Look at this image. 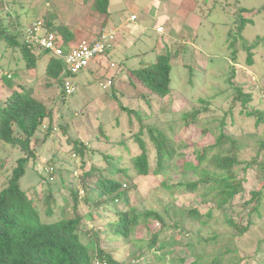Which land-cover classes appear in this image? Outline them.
<instances>
[{
	"label": "trees",
	"instance_id": "1",
	"mask_svg": "<svg viewBox=\"0 0 264 264\" xmlns=\"http://www.w3.org/2000/svg\"><path fill=\"white\" fill-rule=\"evenodd\" d=\"M95 9V12L102 16L101 28L103 29L110 17L109 0H96ZM238 12H240L241 19L237 22L239 24L237 30L241 34L246 25L252 21L242 17L244 12H248L246 8ZM5 19H8V22L0 37L6 43L7 49L21 51L25 62L22 70L29 73L34 72V84L42 76L46 77V80H52L53 85L57 89L60 88V100L65 103L69 97L65 92V80L75 75L67 72L63 60L54 56L50 57L44 73L37 75L38 58L43 50L21 42L17 34L10 31L13 28L10 26H14L12 18L3 15L0 24L4 25ZM43 23L49 32L63 39V50L68 53L76 38L75 33L63 23L58 22L55 15L50 12L44 15ZM102 31L97 39L100 38ZM184 39L185 35L182 32L178 45L171 50L163 47V52L157 54L155 61L143 62L141 68L131 70L141 88L136 84L139 89L135 88L136 90L134 89V92L127 96L128 98L133 99L132 95L136 94L137 101L150 105L152 100L155 101L154 98L158 100L155 101L156 103H161L171 95L172 59L188 53L191 49L187 42H183ZM260 44L264 45V39H259L246 48L249 54L247 58L249 66L253 64L252 50ZM90 69L85 72L91 71ZM6 76L7 79L14 78L11 75ZM110 79L115 82V75ZM232 81L229 80V82ZM4 85L8 87L11 94L9 93L10 95L6 97L5 107H0V144L18 149L20 155L11 168L6 186L0 190V264H95L96 262L99 264H154L153 258H158L160 262L164 261L154 250L163 233L178 230L181 234L184 228L183 233L186 234L188 232L185 227L188 222H197L203 227L211 223H204V220L211 216L214 221L220 217L223 218L224 227L221 226V228L226 226L233 229L238 232V237L242 238L250 232L254 216L260 214L264 204V160L240 162V148L237 147V140L232 139V136L242 130V125L249 118H256V127L264 125V110L250 108L255 101L250 90L246 92L240 87L233 94L230 107L224 112L220 132L214 131L209 125L202 126L205 134L209 139H214V142L194 150L193 159L186 155L189 144L180 136L183 133V125L176 126L177 132L172 137L167 134L166 128L157 125L156 121L154 125L144 123L151 119L158 120L159 110L144 115L140 109L123 107L121 112H128L130 115L129 124L132 126L133 117H136L141 128L139 133L132 137L124 135L119 142L112 143L115 152L108 150L103 153L104 167L92 165L87 168L85 159L87 146L80 140L69 141L73 146L74 157L82 158L80 165H72L69 161H62L52 155L53 157L48 161L52 172L44 169L47 176L58 175L57 177H60L62 182L65 173L71 177L69 183H62V188H68L70 195H64L63 200L58 201L54 199L52 193L46 198L33 200L28 196L31 190L27 193L20 187V180L25 176L30 161L37 159L35 146L31 147V144L40 128L44 127L46 120L50 123L46 129L45 139L52 135L56 105H49L43 99L36 97L34 87L28 88L25 82L17 81ZM111 88L113 91L110 92V96L118 102L116 85L111 84ZM261 98L264 102L262 96ZM199 101L203 108L185 113L183 116L185 126L196 124L198 117L207 113L209 104L205 100ZM238 105L241 106L240 110H237ZM75 114L73 113L72 117L76 116ZM63 119L64 117L59 121V129L67 133L68 122H63ZM117 120L120 122L119 118ZM169 129L174 131L175 127L169 126ZM133 144L137 152L133 150ZM95 153L93 149L91 155ZM177 156L181 159L174 163ZM125 159L131 164L130 168L125 166ZM111 160L118 164L114 168L115 175L110 174L106 168L110 165L108 161ZM7 169H9L8 160L1 162L0 177H5ZM250 169H255L263 175L260 176L259 188L251 192L250 199L243 198L242 201L236 203L237 197L244 192V180L238 178L237 172L242 170V173H245ZM131 170H133L134 177L130 175ZM171 171L173 173L182 172L183 176L188 179L173 186L168 185L167 181L173 174ZM151 174L165 176L162 187L168 191L170 196L176 197V200L183 192L200 194L201 205L207 209L203 211L198 208L189 209L185 215L176 216L174 214L173 218H170L171 213L167 208L165 212L145 210L144 213H138L135 205L126 200L131 197L133 189L129 184L135 181V177H145ZM167 176L170 178H166ZM191 176L195 179L192 180ZM76 180L82 186L81 189L75 187L73 181ZM200 185H205V192H201ZM83 202L84 206L89 209L88 212L82 208L81 203ZM117 204H121L124 208H117ZM208 205L212 206L208 207ZM101 209L106 213L101 220H98L96 212ZM107 209H113V212L110 210L112 213L109 214ZM70 214L72 215L69 218ZM86 219L90 220L92 226H83ZM245 219H247V225L244 224ZM96 221L101 222L98 229L94 225ZM141 227L150 233L147 235L148 238L143 237V242L136 240L137 231ZM146 238L149 241L147 244L145 243ZM219 239L220 237L216 234L203 242L196 244L191 242L187 245H196V247L209 243L217 245ZM113 241H129L130 244L134 243L138 247V250L131 254L130 262H120L115 257V253L106 249ZM146 250L151 251L149 257L152 259L143 261L148 256ZM181 263L184 264L186 261L182 260ZM188 264L199 263L195 261Z\"/></svg>",
	"mask_w": 264,
	"mask_h": 264
},
{
	"label": "rangeland",
	"instance_id": "2",
	"mask_svg": "<svg viewBox=\"0 0 264 264\" xmlns=\"http://www.w3.org/2000/svg\"><path fill=\"white\" fill-rule=\"evenodd\" d=\"M84 1L86 2L84 3ZM95 1L38 0L37 3L34 2L32 4L28 19H31L38 12L36 9L42 6L46 7L47 4V11L50 13L55 14V11L59 9V15L62 17L63 22L72 24L70 28L76 34V26H81V28L82 26L85 27L87 23H93L97 17L102 22V16L95 12ZM109 1L108 11L114 12V16L118 18L122 10H125L126 0ZM192 1L178 0L176 1L175 7L179 8V10L182 8L181 13L184 17H192L191 13L185 11ZM201 1L204 2V0ZM225 1L228 4L226 7L232 13V16L228 19L221 15V13H218V10L225 7V4L223 2L218 3V0L216 2V10L211 15L207 13L206 5L205 10H203L204 5L197 7L198 10H203L202 13H204V18H202L203 15L199 16L201 26L192 23L190 26L187 25L183 30V34L188 38L187 43L189 46H196V51L190 49L188 53L181 54L172 59V93L166 99L162 100L161 103H156L155 101L158 100L154 98L155 101L152 100L150 105L142 101H137L136 94L132 95L133 99L127 97L134 92L133 90L135 88H141L138 80L131 72V70L137 67L140 59H137L135 56L132 57V53L137 51L138 53H143L141 57L145 60H154L157 52H163V50L158 51L153 46L163 43V47L168 49L164 42V37L158 38V31L156 32L157 26L164 25L165 21H158L156 24L151 25V29L148 32L150 36L148 43L139 40L137 45L127 50V53L131 54V57L127 59V65L130 67V71L127 70L124 72L122 84H116L117 88L115 90H118V88L121 89V91L116 93L118 102L110 96V92L113 91L110 84H115V82L109 76L111 74L115 75L116 72H119V69L117 67L114 68L110 63L114 65L116 63L117 66V64H120L118 58L126 57L125 54L121 56L116 51H113L110 57L106 59L105 67H100L95 72H81L69 78L77 87L76 93L69 96L65 103H62L60 100V88L57 89L53 85V81L46 80L44 76L34 84V72L31 71L29 73L22 70L25 62L22 58L21 51L19 49H7L5 42L0 37V107H5L6 97L11 94L8 87L4 84L8 85V83H15L17 81L25 82L28 88L34 87L35 96L43 99L47 104L56 105L52 135L45 139L46 129L50 123L46 120L44 127L40 128L36 137L33 139L31 147L35 146L37 159L36 161H30L25 176L20 180L21 189L27 193L31 190L28 196L33 200L41 197L46 198L51 193L54 199L58 201L63 200L62 196L64 195L69 196L70 191L66 187L65 189L62 188V183H69L71 177L68 173H65L62 182V179L57 177V173L55 174L56 176H47L44 169L52 172L51 165L48 161L53 156H57L60 160H67L72 165H80L82 158L78 156L74 157V153H72L73 146L69 142L80 140L87 146L85 158L87 168L92 165L104 167L105 158L103 153L108 150H111L112 153L115 152L112 143L119 142L124 135L132 137L136 133H139L141 128L136 117H133V125L131 126L129 124L130 115L128 112H121L123 107L127 109H140L144 115L145 113L149 115L159 110L160 116L158 120L151 119L150 121H144V123L154 125L156 121L155 123L162 125V127L164 126L167 134L172 137L177 132L176 126L183 125L184 134L182 133L183 135L180 134V136L189 144L186 155L190 156L191 159H193L194 150L213 144L214 139L208 138L202 126L209 125L214 131H221L220 124L224 119V112L230 107L233 94L236 93L238 88L241 87L246 92L250 90L255 97V101L250 108L254 107L255 109L259 108L260 110H264V102L261 98V92L264 90V45L260 44L252 50L254 54L252 66H249L247 63L249 54L246 51L248 46H252L259 39H264V0ZM10 5L13 13H18V7H14L12 4ZM242 8L248 10V12L242 14V17L247 20L250 19L252 23L247 24L240 34L237 30L239 25L237 22L241 19L238 10ZM37 17H40V15L37 14ZM175 17L179 19L180 16L177 13ZM71 20L72 22H70ZM113 21L114 19H110L109 24L113 23ZM229 22L232 26L231 28L223 26L224 23L229 24ZM215 23L216 28H214ZM6 24V22L4 25L0 24V34L4 32ZM86 32H88V28H85L83 33ZM175 45L178 44L175 43ZM51 56H53L52 53L48 51H42L39 54L36 69L37 75L44 73ZM103 56L105 55L101 57ZM107 73L108 77L102 79V76ZM6 75H11L14 78L7 79ZM229 80L233 81L229 82ZM199 100H205L209 104L207 113L198 117L196 124L192 123L189 126H185L184 114L203 108ZM240 109L241 106L238 105L237 110ZM73 113H76V116L72 117ZM63 117V122H68L67 133L59 129V121ZM118 118L120 122L117 120ZM255 119L254 117L249 118L242 125V130L235 136H232V139L237 140V147L240 148L239 155L240 162L242 163L252 162L256 159L258 161L264 160V125L256 127ZM169 126L175 127V130L171 131ZM132 148L137 152L134 144ZM93 149L96 153L92 156L91 152ZM19 155L20 152L18 149L0 144V163L8 160L9 164V169L5 171V177H0V190L6 186L11 168ZM180 159L181 157L177 156L174 159V163ZM125 161V166L130 168L131 164L129 161L127 159ZM108 162L110 164L106 167L108 172L115 175L114 168L118 164L112 160ZM66 166L70 167L68 164ZM171 172L173 173V171ZM130 175L132 177L135 176L133 170H131ZM237 176L239 179L244 180V192L237 197L236 203L242 201L243 198H251V192L259 188L260 176L263 175L259 174L255 169H250L245 173H242V170L238 171ZM166 178L170 177L167 176ZM164 179L165 176L163 174L135 177V181L133 180L132 184H129L133 189L131 191V197L126 199L127 202H132L137 208L138 213H144L145 210L165 212L167 208L171 213L170 218H173L174 214L176 216L185 215L189 209L198 208L202 211L207 209V207L201 205L202 198L198 193L183 192L178 200H176V197L170 196L168 191L162 187ZM187 179L188 177L183 176L182 172L178 171L171 175V179H168L167 184L173 186ZM191 179L194 180L195 177L191 176ZM73 183L75 187L82 188L77 180L73 181ZM199 188L201 192H205V185H200ZM81 205L84 211L88 212L89 209H87V206H84V202ZM211 206L208 205V207ZM117 208L123 209L124 207L121 204H117ZM107 210L109 214L113 212V209ZM96 213H98V220H101L106 212L101 209ZM71 215H68L69 218ZM222 219L221 217L218 218L215 221H221L216 223L212 220L211 216L207 217L204 223H211L203 227L197 224V222H188L185 227V230L188 232L186 234L183 233L184 228L181 234L178 230L163 233L162 238L154 250L164 261L160 262L158 258H153L154 264H182V260L186 261L184 264L195 261L199 264H264V204L260 214L254 216V222L250 232L242 238H239L238 232L233 229L227 228L226 226V229L221 228V226L224 227ZM244 224L247 225V219L244 220ZM94 225L98 229L101 226V222L96 221ZM83 226L90 227L92 223L89 219H86ZM149 234L144 227H141L137 231L136 240H142L143 242V237ZM216 234L220 237L219 244L217 245L212 243L199 245V247H196V245H187L191 244V242L195 244L197 242H203L208 238L214 237ZM147 238L145 241L146 244L149 242ZM110 244L106 249L115 253V257L120 262H130L131 254L138 250V247L134 243L130 244L129 241H113ZM145 252L148 256L143 261L152 259V257H149L151 251L146 250ZM95 264L99 263L96 262Z\"/></svg>",
	"mask_w": 264,
	"mask_h": 264
},
{
	"label": "crops",
	"instance_id": "3",
	"mask_svg": "<svg viewBox=\"0 0 264 264\" xmlns=\"http://www.w3.org/2000/svg\"><path fill=\"white\" fill-rule=\"evenodd\" d=\"M176 1L178 0H126L124 8L125 10H122V13L118 16V18L114 16V12L110 11L109 20L114 19V21L113 23L109 24L108 20L105 28H101L102 22L99 20V17H97V19L93 23H87L85 27L82 26L81 28V26H76V38L72 42L70 49L76 47L82 42H94L98 38V35L102 30H117V40L111 44V47L107 50L105 56L101 57L90 70L95 72L100 67H105V61L110 57V54L113 51H116V53L121 56L125 54L126 57L118 58L120 64H117V66L116 63L115 65L113 63H110L111 66L114 65V68L117 67L119 69V72L115 73V79L117 81H115V85L116 83L120 85L122 84V80H124V72L127 70L130 71V67L127 65V59L131 57V54H128L127 50L131 49L132 46L137 45V42L139 40L145 41L146 43L149 42L150 36L148 35V32L151 29V25L156 24L158 21H165L164 25L162 24L157 26L156 32L159 28H163L162 34H159L157 32V34L159 35L158 38L164 37L163 39L166 46L168 47V49H172L174 46H176L175 43L179 44V36L187 25L190 26L192 23H196L201 26L199 22V16L203 15L202 18H204V13H202V11L205 10L206 6V10L209 15H211L216 10L217 6V0H204V2L201 0H193L192 3H190L189 7L185 9L187 13H191L192 17H184L181 13L182 8L179 10V8L175 7ZM218 1V3L223 2L225 4V7L221 10H218V13H221V15L225 16L226 19L230 18L232 16V13L226 7L228 5L226 4V1ZM34 2L37 3L38 0H0V20L1 16L3 15L8 16V18L10 19L12 18V20L14 21V26H10V28L13 27L10 31L14 32V34L16 33L18 39L21 42H23L22 37L24 36L26 29L32 23L43 19L44 15L48 12V5L46 4V7L42 6L41 8L36 9L38 12H36L31 19H28L32 4H34ZM85 2L86 1H84V3ZM10 4H12L14 7H18V13H13ZM199 5H204V9L202 11L197 9ZM26 7L28 8L26 9ZM177 13L180 16L179 19L175 17V14ZM37 14H39L40 17H37ZM54 15L58 22H61L68 28H70L72 24H70L69 22H63L62 17L59 15V9L55 11ZM133 16H135L136 18L134 21L131 20V17ZM5 22L7 23L8 19H5L3 23ZM70 22H72V20ZM223 26L226 28L232 27L230 25V22L229 24L224 23ZM165 27L167 28V30ZM85 28H88V32L83 33L85 31ZM214 28H216V23L214 25ZM70 29L72 30V28ZM187 40L188 38L185 36L183 42H187ZM155 46H153V48H155L156 50H163V43H160L158 45L156 44ZM190 48L196 51V46L191 45ZM142 54L143 53H138L137 51H135V53H132V57L135 56L137 57V59H140V62L137 63L138 65L134 69L141 68L142 62H153L156 59L155 57L154 60H145L141 57ZM108 73L102 76V79L108 77ZM113 75L114 74H111L109 78ZM118 91H121V89L118 88V90H116V93Z\"/></svg>",
	"mask_w": 264,
	"mask_h": 264
},
{
	"label": "built area",
	"instance_id": "4",
	"mask_svg": "<svg viewBox=\"0 0 264 264\" xmlns=\"http://www.w3.org/2000/svg\"><path fill=\"white\" fill-rule=\"evenodd\" d=\"M135 20V16L131 17ZM159 32L163 28L158 29ZM117 38L116 31L104 30L100 38L92 43L82 42L72 48L68 53L63 50V39L53 32H49L42 20L32 23L25 31L23 42L27 45L39 47L43 51L51 52L58 59L63 60L64 67L70 74L76 75L92 68L102 55L111 47ZM114 66V65H113ZM76 85L67 79L65 82V92L68 95L75 93ZM264 99V90L262 91Z\"/></svg>",
	"mask_w": 264,
	"mask_h": 264
},
{
	"label": "clouds",
	"instance_id": "5",
	"mask_svg": "<svg viewBox=\"0 0 264 264\" xmlns=\"http://www.w3.org/2000/svg\"><path fill=\"white\" fill-rule=\"evenodd\" d=\"M135 19H136V18H135ZM41 20H42V19H41ZM159 29H160V28H159ZM103 31H104V30H103ZM157 31H158V30H157ZM116 32H117V31H116ZM162 32H163V31H162ZM162 32H159V31H158L159 34H160V33L162 34ZM115 40H117V38H116ZM113 42H115V41H113ZM23 43H24V42H23ZM76 75H77V74H76ZM111 84H112V83H111ZM111 84H110V85H111ZM76 89H77V87H76ZM262 91H263V90H262ZM75 93H76V91H75ZM75 93H73V94H75ZM261 93H262V92H261ZM73 94H71V95H73ZM66 95H68V94H66ZM71 95H68V96H71Z\"/></svg>",
	"mask_w": 264,
	"mask_h": 264
}]
</instances>
